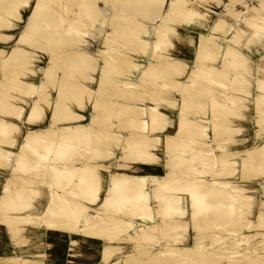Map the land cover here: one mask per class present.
<instances>
[{"label": "bare ground", "instance_id": "bare-ground-1", "mask_svg": "<svg viewBox=\"0 0 264 264\" xmlns=\"http://www.w3.org/2000/svg\"><path fill=\"white\" fill-rule=\"evenodd\" d=\"M259 191L264 0H0V264H264Z\"/></svg>", "mask_w": 264, "mask_h": 264}, {"label": "rangeland", "instance_id": "rangeland-1", "mask_svg": "<svg viewBox=\"0 0 264 264\" xmlns=\"http://www.w3.org/2000/svg\"><path fill=\"white\" fill-rule=\"evenodd\" d=\"M227 0H223V3L224 2H226ZM251 2H252V4L253 5H256V4H258V0H247V3L248 4H250V5H252L251 4ZM257 2V3H256ZM212 3V4H211ZM216 5V6H215ZM212 6V7H211ZM222 6L223 5H221V6H219L218 7V5L217 4H215L214 2H208V6H207V3L205 4V6H204V8H208L209 10H212V11H214V12H216V13H221L222 12ZM238 8L239 9H243V6H238ZM28 15V13L25 15V16H27ZM13 45V43H11L10 45H9V48H10V46H12ZM91 45H92V47L93 48H99L100 47V43L98 42V43H91ZM94 50H96V49H94ZM93 50V51H94ZM191 62V64L193 63V61L191 60L190 61ZM251 65L253 66L254 65V63L253 62H251ZM178 98V97H177ZM255 115V116H254ZM251 116L253 117V119H254V117H256V114H255V112H251ZM256 119V118H255ZM254 119V120H255ZM252 123V122H251ZM251 123H249V124H246V128L249 130V136H251V139L249 140V142H246L245 144H241V145H239L238 147H236L235 148V150L236 151H242V150H244V149H246V148H249V147H251V146H253V144H254V142H255V140H256V131L258 130V128L256 127V125H254L253 123L251 124ZM253 128H255V129H253ZM253 129V130H252ZM253 135V136H252ZM253 138V139H252ZM254 141V142H253ZM247 146V147H246ZM117 155L118 156H120V154L119 153H117ZM164 159V158H163ZM260 183V184H259ZM260 185H261V181L260 180H253L252 182H250L249 184H248V186L250 187V188H255V189H258V188H260ZM257 196H261V197H263L264 195H263V192H260L259 191V193H257ZM70 239V237H68V240ZM13 242V243H12ZM11 243H12V245H11ZM12 246L14 247V248H12ZM8 251L10 252L9 254H14V255H20L18 252H17V248H16V246H15V242H14V240H13V238H12V240L10 239V241H9V245H8ZM44 251V250H43ZM258 254H259V257H261V258H264V249H258ZM14 252V253H13ZM67 254H69V255H67ZM21 256V255H20ZM23 256V255H22ZM64 257H65V262L66 263H69L71 260H72V257L70 256V250H68V252L65 250V253H64ZM94 264H99L98 263V261H96ZM221 264H225V261L223 262L222 261V263Z\"/></svg>", "mask_w": 264, "mask_h": 264}, {"label": "crops", "instance_id": "crops-1", "mask_svg": "<svg viewBox=\"0 0 264 264\" xmlns=\"http://www.w3.org/2000/svg\"><path fill=\"white\" fill-rule=\"evenodd\" d=\"M68 237H70V236H68Z\"/></svg>", "mask_w": 264, "mask_h": 264}]
</instances>
